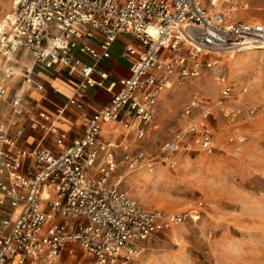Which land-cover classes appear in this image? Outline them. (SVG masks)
<instances>
[{"label": "built area", "instance_id": "built-area-1", "mask_svg": "<svg viewBox=\"0 0 264 264\" xmlns=\"http://www.w3.org/2000/svg\"><path fill=\"white\" fill-rule=\"evenodd\" d=\"M235 2L13 0L0 21V100L9 99L12 116L26 113L25 94L11 85L18 68L9 63L17 62L18 52L29 54L41 70L63 66L69 76L79 74L75 94L68 98L71 105L82 107L81 99L95 87L108 90L111 98L82 113L83 133L69 144V131L59 123L66 109L55 116L37 112L43 136L34 147L21 145L23 123L0 124V264H70L77 249L94 260L90 264L130 262L151 236L188 219L186 212L147 208L113 182L115 143L100 137L106 123L120 124L135 138L148 135L159 94L172 82L197 78L214 67L215 53L264 47V23L230 18ZM227 5L230 9L223 10ZM96 33L99 47L85 41ZM122 33L137 40L123 51L130 75L111 78L98 63L111 57ZM76 52L95 64L83 63ZM23 78L39 91L46 89L33 68ZM217 80L222 87L216 100L193 94L183 113L188 126L166 141L158 156L143 149L125 154L129 172L153 173L159 164L176 168L182 149L216 148L212 123L231 114L233 93L222 76ZM49 136L58 151L42 145Z\"/></svg>", "mask_w": 264, "mask_h": 264}, {"label": "rangeland", "instance_id": "rangeland-1", "mask_svg": "<svg viewBox=\"0 0 264 264\" xmlns=\"http://www.w3.org/2000/svg\"><path fill=\"white\" fill-rule=\"evenodd\" d=\"M12 2L0 0V21ZM235 6L230 18L264 23V0H236ZM133 39L129 34L119 37L122 45ZM211 57L217 60L214 67L204 68L197 78L172 82L159 94L148 135L135 138L117 123L115 139L111 130L101 134L102 142L115 143L118 168L113 182L147 208L189 213L182 224L146 240L130 262L117 264H264V50ZM221 76L233 93L231 114L210 124L216 148L182 149L176 168L159 164L153 173L129 172L125 154L143 149L158 156L161 146L188 126L183 113L193 94L216 100ZM8 100H0V124L12 117ZM239 136L246 139L241 142ZM75 254L68 258L70 264L94 261L81 249Z\"/></svg>", "mask_w": 264, "mask_h": 264}, {"label": "crops", "instance_id": "crops-1", "mask_svg": "<svg viewBox=\"0 0 264 264\" xmlns=\"http://www.w3.org/2000/svg\"><path fill=\"white\" fill-rule=\"evenodd\" d=\"M128 34V33H122ZM121 35V34H120ZM118 36L111 50V57L102 60L98 63V68L104 71H108L111 78L119 76L130 75V60L123 55V51L128 44L137 43L136 38L133 36V40L121 44ZM88 44L95 47H99L100 36L98 33L94 37L85 40ZM75 55L88 65L95 64L94 60L87 55L76 52ZM17 62H11L9 64L16 65L17 69V82L12 85L14 90L20 88L25 94L26 101V113L22 117L12 116L9 119V123L21 122L25 127V136L21 140V145L24 147H34L41 144L43 131L39 127L40 119L37 116L39 110L49 112L53 116L61 109H66V119L64 122H59L61 127L69 131V137L66 141L67 144L71 142L75 137L82 135L83 133V119L82 113H92L104 104L108 103L111 94L105 88L95 87L90 88L85 98L81 99L80 103L82 107L71 105L68 102V98L75 94L78 81L81 80L79 74L69 76L63 66L54 67L52 70H41L38 66L34 65L32 57L24 52H18L16 55ZM126 62L128 65H126ZM33 68V74L39 82L46 86L44 91L37 90L34 86L25 84L23 76ZM14 128V126H13ZM12 128L11 133L14 129ZM113 132V138L115 139V124L103 125L102 135L105 136L107 131ZM111 134V133H110ZM55 138L49 136L42 145L49 147L55 151L59 148L55 144Z\"/></svg>", "mask_w": 264, "mask_h": 264}, {"label": "bare ground", "instance_id": "bare-ground-1", "mask_svg": "<svg viewBox=\"0 0 264 264\" xmlns=\"http://www.w3.org/2000/svg\"><path fill=\"white\" fill-rule=\"evenodd\" d=\"M223 10H229L230 9V6L229 5H227V6H225L224 8H222ZM260 49H263L264 50V47L263 46H255V47H246V48H242V49H240V50H238V52H241V51H243V50H260ZM172 86V84L169 86V87H171ZM161 177V176H160ZM162 178V177H161Z\"/></svg>", "mask_w": 264, "mask_h": 264}]
</instances>
